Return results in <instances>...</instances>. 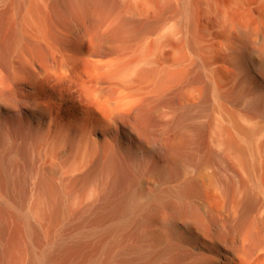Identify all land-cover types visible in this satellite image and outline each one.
Segmentation results:
<instances>
[{
  "label": "bare ground",
  "instance_id": "obj_1",
  "mask_svg": "<svg viewBox=\"0 0 264 264\" xmlns=\"http://www.w3.org/2000/svg\"><path fill=\"white\" fill-rule=\"evenodd\" d=\"M149 165L164 187L141 203ZM166 209L170 246L125 244ZM171 250L264 264V0H0V264Z\"/></svg>",
  "mask_w": 264,
  "mask_h": 264
},
{
  "label": "rangeland",
  "instance_id": "obj_2",
  "mask_svg": "<svg viewBox=\"0 0 264 264\" xmlns=\"http://www.w3.org/2000/svg\"><path fill=\"white\" fill-rule=\"evenodd\" d=\"M198 31L201 33L202 28L198 24L197 25ZM152 160V159H151ZM153 161L160 165L165 167V162H163L160 159H153ZM150 168H152V165L148 166V172L144 176L143 181L138 184L135 187V196L136 200L138 202H145L150 198V196L156 191L160 190L164 187L162 183H160L156 177L152 176ZM153 177V178H152ZM90 187L93 186V184L88 185ZM21 187V186H19ZM19 187H17L18 192H20ZM20 195H22L20 193ZM30 204V202L23 198L22 196L16 195L14 201L11 203L14 208L19 209H25ZM78 208V203H74L71 210L74 211ZM165 213V214H164ZM169 210L166 209L162 214L159 215H153V216H147V215H138V217L135 218L134 222L131 224V226L126 231V245H137L140 248L144 249L147 253H153L158 252L161 250L166 249V247L170 246L171 241L167 233H164L161 229V221L168 219ZM69 218L72 219L73 215H68ZM163 217V218H162ZM161 218V219H160ZM114 220L113 217L106 218L105 220L101 221L98 226V231L104 227L107 223L112 222ZM89 223L85 224L79 231H76L75 223H72L70 221H66L63 223L62 228L67 231L68 234H71L72 236H79L81 232L87 230L89 227ZM100 239V234H95L92 237V240H98ZM191 245H181L180 250H189ZM173 250V249H172ZM170 251L166 253L162 258L158 259L156 261V264H163L166 262H169L178 251Z\"/></svg>",
  "mask_w": 264,
  "mask_h": 264
}]
</instances>
